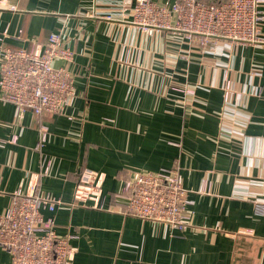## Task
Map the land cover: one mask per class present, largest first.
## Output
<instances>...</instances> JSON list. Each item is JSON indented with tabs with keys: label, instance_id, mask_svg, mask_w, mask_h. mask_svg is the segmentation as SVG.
<instances>
[{
	"label": "crops",
	"instance_id": "obj_1",
	"mask_svg": "<svg viewBox=\"0 0 264 264\" xmlns=\"http://www.w3.org/2000/svg\"><path fill=\"white\" fill-rule=\"evenodd\" d=\"M259 27L261 43L209 49L171 29L142 32L115 0H0L6 45L62 34L73 57L55 64L74 87L54 116L0 101V213L19 187L59 201L43 214L72 236L71 264H264V19ZM164 167L186 189L177 229L132 214L122 190L133 171ZM84 170L102 176L101 209L75 203Z\"/></svg>",
	"mask_w": 264,
	"mask_h": 264
},
{
	"label": "built area",
	"instance_id": "obj_2",
	"mask_svg": "<svg viewBox=\"0 0 264 264\" xmlns=\"http://www.w3.org/2000/svg\"><path fill=\"white\" fill-rule=\"evenodd\" d=\"M133 9L134 24L145 33L171 29L188 39L213 49L219 40L233 43L263 42L259 23L264 15L259 5L264 0H115ZM10 9L15 10L13 5ZM112 19L111 13L103 14ZM21 31V30H20ZM18 31L17 38H19ZM73 51L65 45L60 32H52L42 46L33 49L6 45L0 36V101L12 103L19 111L35 115L62 114L73 96V77L69 69L56 65L70 62ZM45 132L46 127H41ZM13 137L11 141H14ZM44 140L42 136L39 141ZM5 141L0 139V145ZM38 147V145H37ZM41 174L47 175L51 163L44 157ZM19 187L10 204L0 213V247L8 254L5 264H71L73 247L70 235L54 230L51 216L61 203ZM126 207L135 216L174 228L185 226L188 201L179 172L164 167L155 171L135 170L124 181ZM75 203L103 207L102 176L84 170L74 191Z\"/></svg>",
	"mask_w": 264,
	"mask_h": 264
},
{
	"label": "rangeland",
	"instance_id": "obj_3",
	"mask_svg": "<svg viewBox=\"0 0 264 264\" xmlns=\"http://www.w3.org/2000/svg\"><path fill=\"white\" fill-rule=\"evenodd\" d=\"M5 263H7V262H4V263H2V264H5Z\"/></svg>",
	"mask_w": 264,
	"mask_h": 264
}]
</instances>
